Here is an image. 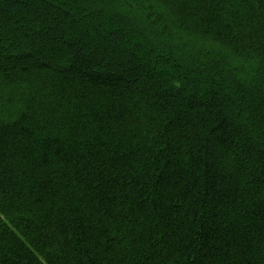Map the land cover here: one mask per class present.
<instances>
[{
	"label": "trees",
	"instance_id": "16d2710c",
	"mask_svg": "<svg viewBox=\"0 0 264 264\" xmlns=\"http://www.w3.org/2000/svg\"><path fill=\"white\" fill-rule=\"evenodd\" d=\"M0 264H264V0H0Z\"/></svg>",
	"mask_w": 264,
	"mask_h": 264
}]
</instances>
